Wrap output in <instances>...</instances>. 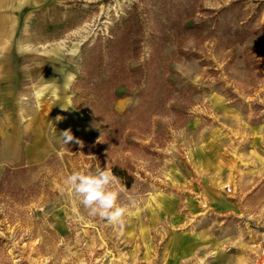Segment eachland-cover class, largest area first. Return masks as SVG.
I'll return each mask as SVG.
<instances>
[{"label": "rangeland", "instance_id": "1", "mask_svg": "<svg viewBox=\"0 0 264 264\" xmlns=\"http://www.w3.org/2000/svg\"><path fill=\"white\" fill-rule=\"evenodd\" d=\"M113 167L122 232L64 184ZM202 227L264 264V0H0V264H161Z\"/></svg>", "mask_w": 264, "mask_h": 264}, {"label": "clouds", "instance_id": "2", "mask_svg": "<svg viewBox=\"0 0 264 264\" xmlns=\"http://www.w3.org/2000/svg\"><path fill=\"white\" fill-rule=\"evenodd\" d=\"M74 81L75 77L69 74L65 87L70 88ZM60 136L67 144L73 140L71 130L63 132ZM77 143L82 146V142ZM115 181L116 177L111 170L103 168L94 174L85 170L73 171L65 178L64 184L72 189L90 217H98L118 227L122 232L127 224L129 206L134 202L130 198L127 204L119 202L122 190L114 187Z\"/></svg>", "mask_w": 264, "mask_h": 264}, {"label": "crops", "instance_id": "3", "mask_svg": "<svg viewBox=\"0 0 264 264\" xmlns=\"http://www.w3.org/2000/svg\"><path fill=\"white\" fill-rule=\"evenodd\" d=\"M202 198L204 203H209L215 209L231 210L234 208L232 203L218 193L213 192V194H207ZM186 203L187 210L191 215L198 216L201 213L200 201L198 203L197 200L191 199ZM179 217L177 213L172 214L170 221L176 223L180 221ZM216 237L217 234L211 227L173 233L165 244L164 258L161 260V264H231L229 261L232 258L229 259L228 253H224L225 250L220 247L221 242ZM237 264L239 263L237 262Z\"/></svg>", "mask_w": 264, "mask_h": 264}, {"label": "trees", "instance_id": "4", "mask_svg": "<svg viewBox=\"0 0 264 264\" xmlns=\"http://www.w3.org/2000/svg\"><path fill=\"white\" fill-rule=\"evenodd\" d=\"M111 43V41H107V44H110ZM113 62H115L114 60H113ZM112 62V63H113ZM112 64H109V66H110V68H112V66H111ZM115 70V71H114ZM121 70L122 69H117L116 70V67L114 68L113 67V73H115V75H116V73H120L121 72ZM134 72L136 71V70H133ZM132 72V71H131ZM111 171H112V173H113V175L116 177V179H118V180H120V181H123V177H124V172L122 171V170H120V169H118V168H116V167H113L112 169H111ZM126 186H128V184L126 185Z\"/></svg>", "mask_w": 264, "mask_h": 264}]
</instances>
